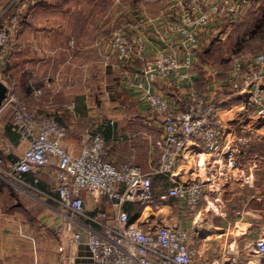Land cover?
Returning <instances> with one entry per match:
<instances>
[{
	"label": "built area",
	"instance_id": "obj_1",
	"mask_svg": "<svg viewBox=\"0 0 264 264\" xmlns=\"http://www.w3.org/2000/svg\"><path fill=\"white\" fill-rule=\"evenodd\" d=\"M29 1L12 0L8 6L20 3L19 12L23 13L28 10ZM188 1L176 2L181 12L173 26L184 56L177 50L164 48L145 61L143 74L147 82L167 80L173 85L179 82L187 85L178 108L173 107V101L149 89L139 96L162 118L159 159L148 172L133 163L114 164L101 133H85L81 137V153L75 156L64 145L67 128L52 115L34 111L14 92L15 84L8 85L3 110L12 111L10 127L27 146L13 160L8 157L12 147L0 140V176L14 186L24 185L55 200L66 216L62 229L71 235L73 243L83 241L82 228L87 230L93 264H209L201 258L187 228L167 220L152 221L150 216L132 220L125 206L138 204L145 209L160 210L172 200L179 212L181 209V215L192 220L207 196L208 187L197 179L175 181L178 174L200 153L214 156L210 160L221 169V177L229 169L242 170L251 158L254 142L264 137V51H242L233 56L230 71L219 82L222 95H209L195 87L194 61L207 41L205 32L223 21L237 20L245 8L253 5L252 0ZM7 11L0 15V49L7 48L0 60L9 56L8 47L21 21L20 15L6 16ZM107 48L114 51L117 61L125 64L142 58L145 50L141 36L130 37L122 28L114 31ZM36 94L41 95L42 90ZM48 167L55 168L54 186L49 192L38 189V180L34 184L26 182V174ZM155 174L168 175L173 182L158 196ZM84 192L102 198L104 203L100 200L88 210ZM254 248L257 263L234 253L228 256L231 264L247 261L264 264V236L255 240Z\"/></svg>",
	"mask_w": 264,
	"mask_h": 264
},
{
	"label": "crops",
	"instance_id": "obj_2",
	"mask_svg": "<svg viewBox=\"0 0 264 264\" xmlns=\"http://www.w3.org/2000/svg\"><path fill=\"white\" fill-rule=\"evenodd\" d=\"M6 1L8 2V0H0V7L5 5ZM48 2L49 0L38 1L35 9ZM168 5L173 7L172 2H168ZM135 6L137 8L134 16H131V11L129 12L131 1L125 6L128 10L123 12L129 14L130 21L124 22L122 27L125 28L126 25L127 29L131 30V17H134L133 19L139 22L140 29V21L144 22L142 17H145L146 10H149L147 7L150 5ZM171 11L167 9L166 19ZM146 15L147 19L156 17L149 13ZM164 21L166 23L161 26L162 32L156 28L155 35L146 34L144 29L139 32L138 28L136 33H132L142 37L145 50L142 58L127 64L117 61L109 54L107 41L102 40L108 38L101 28L102 22L96 30H91L88 26L87 30L85 28L82 31L72 32L21 26L20 31L18 32L17 29L13 34L9 57L0 60V78L7 85L14 83V92L34 111L52 115L67 128L64 145L75 156L81 153V137L85 133H101L114 164L119 166L126 162L133 163L148 172L159 159L158 142L163 135L162 118L146 103L140 101L139 96L145 89H149L173 101V107L178 108L187 93L185 83L179 82L173 85L167 80H158L152 84L147 82L143 74L146 59L161 49L172 48L177 50L181 57L184 56L177 42L168 35L172 25L167 23L171 19ZM35 22L37 20H34ZM102 41L103 46H101ZM194 70L197 74L195 87L198 90L209 95H222L219 82L223 81L224 77L216 80L219 72L213 74L207 81L208 76L199 75L195 65ZM49 83L50 88L47 87ZM37 90H42V94L37 95ZM227 92L228 89L225 93ZM241 100L240 98V102ZM10 124L11 122L7 126L10 127ZM5 138L13 149L8 157L16 160L24 153L27 145L21 140L15 144L6 136ZM257 142L264 143V137L254 144ZM0 152H2L1 145ZM212 158H214L212 154L200 153L198 161L196 158L195 162L184 168L175 181L186 182L197 179L206 182L208 188L209 186L214 188L215 186H212L214 180L222 177L219 175L221 169L215 165V161L210 160ZM255 165L250 158L242 170L229 169L227 173L224 172L225 169L222 171L226 173L224 178L231 181L234 178L239 179L238 175H244L246 184L253 186V192L258 194L252 196L260 201L259 204H255L257 208L249 207L241 213L243 217L240 220H245L248 216L249 223L247 229H243L240 233L237 232L240 229L230 221L227 224L228 228L226 225L216 227L208 223L194 228L183 225L182 222L187 219L183 214L181 215V209L179 212V208L172 200L164 205L163 209H166L167 213L161 219L153 213V207L144 208L142 214L144 218L150 216L152 221L167 220L187 228L201 253V258L208 260H204L205 263L231 264L228 256L234 253L242 256L249 245L253 247L255 240L264 236V200H262L264 172L256 173ZM198 166L199 170L196 169ZM54 169L48 167L39 172L28 173L25 175V180L31 184L38 180V189L49 192L54 186ZM153 181L154 188L157 182L163 185L160 192L155 190L157 196L165 193L173 184L170 177L163 174H155ZM260 193L263 194L260 196ZM83 196L88 210H92L100 200H103L86 192ZM131 205L140 206L127 204L125 209L131 210ZM172 205L177 212L170 207ZM168 212L176 215L169 216ZM132 213H130L132 217L136 215L135 210ZM201 216L200 210L192 216L196 224L200 222ZM65 220L66 216L60 206L48 195L21 184L14 186L0 176V264H93L87 243L88 231L82 228L83 241L73 243L70 240L71 235L62 229Z\"/></svg>",
	"mask_w": 264,
	"mask_h": 264
},
{
	"label": "rangeland",
	"instance_id": "obj_3",
	"mask_svg": "<svg viewBox=\"0 0 264 264\" xmlns=\"http://www.w3.org/2000/svg\"><path fill=\"white\" fill-rule=\"evenodd\" d=\"M38 1L40 2L42 0H30L27 7L28 10L26 9L25 12L20 13V3L16 6L9 7L10 0H8V2H5L6 4L4 3L5 5L0 7V15L7 9L6 16L11 14L20 15L21 21L17 27L18 30L15 29L18 32L20 31L19 28H21V26H29L36 29L45 28L49 31L55 29L60 32L82 31L85 28L87 30L88 26L91 30H96L98 29L100 22H102L101 28L106 37H108L102 40L107 41V43L112 37L114 31L121 28L130 37L132 33L137 32V28L139 32L144 29L146 30V34L154 33L155 35L156 28L162 32L161 26L166 23L164 20L168 21L170 18L171 21L168 22L167 25L171 24L172 29L168 32V35L175 42L178 39V34L173 28L176 23V16L181 12V9L176 7V2L178 0H49L48 3L41 4L35 9L36 5H38ZM130 1L131 10H129V12L131 11V16H134V11L137 8L135 5L141 4L143 7L150 5L147 7L149 10H146V13L156 15V17L153 19H147L145 13V17H142L144 18V22L141 18L139 19V21L141 20L140 29L138 26L139 22H136L133 19L134 17H131V30L127 29L126 25L125 28L122 27L124 22L130 21L129 14L124 13L128 10L125 6ZM181 1L185 4L189 2L188 0ZM168 2H172V8L168 5ZM252 2L253 5L245 8L237 20L223 21L218 25L211 26L205 32L204 36H206L207 41L204 43L203 48L196 54L195 69L202 77L208 76L207 81H209V79L212 78V75L216 72H219V74L216 75V80L222 79L224 74L230 71L232 58L236 53L242 51H264L263 47L260 48L263 44L260 43V41H248V39H250L249 37L252 35L251 33L257 26V19L260 18L259 15L264 10V0H252ZM167 9L172 10L169 12L168 19L165 18ZM138 15L139 14L137 13V16ZM34 17H36V19H33ZM42 17H54L55 19H41ZM34 20H37L38 23H34ZM103 41L101 42V46H103ZM107 49L109 54L113 56L114 51L111 48ZM113 57L115 58V56ZM11 117L12 111L10 109L6 111L3 110V112L0 113V139H2L5 144H9L8 140L5 138V128L10 122ZM260 144L262 143L257 142L254 144L251 154L253 164H256L254 166L256 173L264 172V145L260 147ZM257 160H259L258 163H255ZM196 161H198V158ZM196 169L199 170L200 167L198 166ZM240 177L242 179H240ZM244 177V175H238L239 179L234 178L235 180L233 179V181L224 177L221 179L217 177L212 183V186L215 187L213 188L209 186L207 196L201 204L200 211L202 212V216L200 222L196 224V221L192 219L183 221L182 224L190 228L204 225L206 223L216 227L219 225H222L223 227L226 225L227 227V224L230 221V223H232L237 229H240V231H237L238 233L245 228L247 229V224L249 223L247 221L248 216H246L245 220H240V218L243 217L241 216V213L245 212L249 207L257 208L255 204H259L260 201L258 198H252L253 195L257 196L258 194L253 192V186L246 184L247 181ZM162 188L163 185L160 182L155 183L156 191L160 192ZM262 194L263 193H260V196ZM262 200H264V197H262ZM101 202H103V200H101ZM160 207L162 206L160 205ZM170 207L177 212V209L173 205ZM143 212L144 205L136 207V215L143 216ZM153 213L157 215L158 219H161L166 216L165 213H167V210L163 209V207L160 210L153 207ZM168 213L169 216L176 215V213ZM143 218L144 216L142 217V220ZM243 247L244 246H242V248ZM242 256H247L253 261V263H257L258 261V255L255 252L254 246L252 247L249 245L247 250H244V253H242ZM245 264H248V261Z\"/></svg>",
	"mask_w": 264,
	"mask_h": 264
},
{
	"label": "trees",
	"instance_id": "obj_4",
	"mask_svg": "<svg viewBox=\"0 0 264 264\" xmlns=\"http://www.w3.org/2000/svg\"><path fill=\"white\" fill-rule=\"evenodd\" d=\"M259 19H257V26L255 27V29L253 30V32L251 33L252 35L249 37L250 39H248V41L249 42H251V41H260V43H263L261 46H260V48H264V10L262 11V13L259 15ZM8 49H9V55H10V53H11V48H10V46L8 47ZM7 52V48L6 49H0V58L5 54ZM9 57V56H8ZM6 110H8V109H6ZM6 110H4V111H6ZM3 112V111H2ZM1 112V113H2ZM10 112V111H9ZM11 120H12V117H11V119H10V122H11ZM9 122V123H10ZM9 123H8V125H9ZM5 136L9 139V140H11L13 143H15V144H17L18 142H19V140H20V137H19V135L16 133V132H14L12 129H11V127H9V126H6V129H5ZM264 145V143H262V144H260L259 146L261 147V146H263ZM137 205V204H136ZM136 209V206L135 205H131V210H129V212L131 213V214H133L132 212L134 211ZM137 217H138V215H134L133 217H132V220H136L137 219Z\"/></svg>",
	"mask_w": 264,
	"mask_h": 264
},
{
	"label": "water",
	"instance_id": "obj_5",
	"mask_svg": "<svg viewBox=\"0 0 264 264\" xmlns=\"http://www.w3.org/2000/svg\"><path fill=\"white\" fill-rule=\"evenodd\" d=\"M8 92H9L8 85L2 79H0V113L4 108V104L6 102Z\"/></svg>",
	"mask_w": 264,
	"mask_h": 264
}]
</instances>
